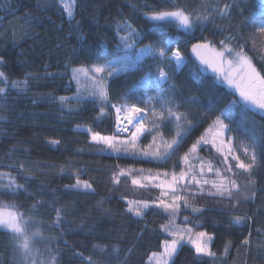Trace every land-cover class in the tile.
Here are the masks:
<instances>
[{
    "label": "trees",
    "instance_id": "16d2710c",
    "mask_svg": "<svg viewBox=\"0 0 264 264\" xmlns=\"http://www.w3.org/2000/svg\"><path fill=\"white\" fill-rule=\"evenodd\" d=\"M210 2L217 5V0ZM173 3L192 10L200 8L201 0H74L71 19L58 0H0V72L8 78L7 85L0 82V87H6V95L0 96V172L10 173L26 188L16 193L0 188V209L14 205L5 210L22 212L25 218H31L26 226L29 235L40 230L41 237L32 244L33 251L38 250L37 260L55 256L56 264H84L75 255L82 253L98 264H150L151 253L162 251V242L171 239L160 229L168 216L155 206L145 210L143 217L134 216L126 210L127 200L151 202L159 198L161 190L154 185L147 189L134 187L131 177H122L119 184H113L112 173L118 167L178 173L183 167L179 159L183 152L204 133L225 105L239 98L234 88L195 60L191 54L193 43L206 40L219 48V41L228 36L242 37L232 46L239 50L244 45V52L264 76V41L258 33L260 23L264 22L263 2L219 0L221 8L225 3L233 5L230 13L220 16L209 8V20L195 25L190 33L178 29L175 23L165 24L163 31L154 29L146 13L171 10ZM124 22L131 23L142 35L136 48L171 37L179 41L171 48L179 47L189 57V62L179 70L163 65L175 85L165 95L170 103L180 105L178 111L187 113L193 125L191 134L166 163L101 151L85 129L112 135V118L97 119L100 110L97 103L87 99L77 105L74 99L77 85L71 80L72 68L111 59L106 53L115 49L116 25ZM146 72L138 68L110 80L111 101L117 102ZM25 79L27 87L23 91L12 87L13 80ZM147 85L154 87L156 83L147 81L136 95H143ZM61 96L72 98L69 104L77 110L70 114L63 108L55 99ZM129 102L136 103L135 96ZM210 103L215 105L213 110H209ZM222 118L232 128L226 132L225 140L239 134L249 140L256 138L258 155L264 161V114L243 106L241 101L234 109V120L240 121L246 131L238 130L234 120ZM160 132L166 140L175 134L171 124L161 126ZM151 138L152 134H145L139 146H146ZM53 140L60 143L53 144ZM198 155L222 167V158L210 144L202 145ZM195 163L198 167L199 162ZM20 164L24 165L23 172L17 167ZM62 168L66 174L61 173ZM76 172L80 179L92 184L94 191L65 189V185L75 182ZM24 176L31 179L26 181ZM206 178L211 180L215 176L208 173ZM236 178L242 191H234L231 199L209 195L211 186L206 185L204 193L189 198L201 211L193 213L181 203L176 218L181 224L188 217L190 226L200 225L196 231L212 234L210 247L219 259L197 257L192 246L184 243L170 264H264V163L251 177L241 173ZM249 179L255 184L246 188ZM0 182L6 184L7 180L0 178ZM245 192L249 196L255 192V196L246 201ZM237 201L238 206L233 207ZM56 209H62L58 227L54 226ZM237 216L244 217L240 224L233 222ZM246 238L250 241L248 245L242 243ZM15 245L12 234L0 229V264H23ZM94 245L105 246V253L94 249ZM225 245H229L227 256ZM113 247L118 253H113Z\"/></svg>",
    "mask_w": 264,
    "mask_h": 264
},
{
    "label": "snow or ice",
    "instance_id": "6c2138e0",
    "mask_svg": "<svg viewBox=\"0 0 264 264\" xmlns=\"http://www.w3.org/2000/svg\"><path fill=\"white\" fill-rule=\"evenodd\" d=\"M58 2L67 16L70 19L73 18L74 0H58ZM218 2L219 0H217V5H212L210 0H201L200 8L192 10L173 3L171 10H153L146 13V16L152 22L154 29L163 31L165 24L175 23L178 29L190 33L195 25L204 24L209 20V8L220 16H226L230 13L233 5L225 3L221 8L218 6ZM258 31L264 33V25ZM116 34L117 44L115 49L111 50L110 53H106V55H111V59L89 66L73 67L71 70V80L75 81L77 85V92L74 96L77 105L90 99L100 106L97 119L111 117L114 124L112 135H102L100 132H93L90 128H86L85 131L90 133V140L94 144L101 146V151L111 150L114 153L130 154L134 157H144L166 163L191 134L193 125L188 120L187 113L178 111L180 105L170 103L169 98L166 97L165 93L168 89H165L163 85L169 82L170 76L165 71V67L161 65L168 68L174 66L179 70L189 62V57H186L179 47L171 48L173 43H179L178 40L171 37L167 40L146 44L142 48H136L135 46L142 39V35L131 23H117ZM241 38L239 36H228L219 41V48L206 40L191 45V52L195 54L200 64L211 68L217 75H222L226 83L239 93V98L233 99L225 105L221 109L220 115L215 117L204 133L191 143L187 151L183 152L179 158L183 165L181 170L178 173L174 170L154 173L152 170L143 168L124 169L118 167L112 173L111 180L113 184H119L122 177H131V184L134 187L147 189L149 186L154 185L161 190L159 198L151 202L147 200H127L126 210L134 216L143 217L145 210L152 206L157 207L168 216V221L160 225V229L167 233L171 239H165L162 242V251L151 253L149 256L150 264H169L178 248L184 243L192 246L197 257L219 259L210 247V242L213 240L212 234L206 231H196V227L200 225L197 223L190 226L188 217H184L181 224L176 222L181 203L185 208H191L193 213H199L201 209L190 203L189 198L195 197L198 193H204L206 185L211 186L208 191L209 195L231 199L234 191H242L236 177L241 173L251 177L253 171L264 163L258 155V140L256 138H252L249 144L241 143L238 147L233 145L231 137L227 140L224 139L225 133L232 131V128L224 122L222 117L234 120V109L241 104V101L243 106H251L264 112V76L260 75L252 64L251 58L244 52V45H240L239 50L232 46L235 40ZM146 58L156 63L155 78L158 83L156 94L148 95L146 90L143 95H136L138 88L142 84H146L153 75L151 65H149V71L145 73L141 80L118 97L117 102H112L109 97L110 80L141 68L142 62ZM0 82L5 85L8 83V78L4 72H0ZM11 84L13 88L23 91L27 87V79L24 81L13 80ZM171 87H175V85H171ZM3 95H6V87H0V96ZM133 96H135L136 103L129 102ZM55 99L63 108H67L70 114L77 110L69 104V100L72 98L61 96ZM154 102H158L159 110L157 103ZM140 104L143 107H140ZM214 107L215 105L210 103L209 110H213ZM109 108L112 109V112L108 111ZM149 116V124H146L145 120L149 119ZM242 119H246V117H242ZM234 122L238 130L246 131L240 121L234 120ZM253 123L255 122L253 121ZM168 124H171L175 130L171 140H166L160 132L161 126H167ZM129 126L133 130H130ZM124 133L128 135L122 138ZM145 134H152L151 141L146 146L140 147L139 141ZM51 143L59 144L60 141L53 140ZM209 144L222 158V167H217L212 160H207L198 155L201 146ZM238 149L247 162L237 154ZM195 161L199 162L198 167ZM13 166L15 165H9V167ZM17 167L23 172V164ZM61 173L66 174L63 168ZM208 173H213L215 179H207ZM74 175L75 182L65 185V189L84 192L94 191L88 180L80 179L79 172L74 173ZM0 178L7 180L6 184L0 182V188L10 190L12 193H16L18 190L26 191L25 185L18 184L16 178L10 173L0 172ZM24 179L27 181L31 177L24 176ZM254 184L255 181L249 179L245 187L248 188ZM192 189H195V191ZM254 196L255 192H252L251 196L245 192L244 199L247 201ZM125 199L127 198L125 197ZM238 203L237 201L232 206L237 207ZM11 207L15 206H5V208L0 209V229L7 230L12 234L16 241L15 246L22 256L23 264H28L29 261H31V264H56L55 256H51L46 261L37 260L38 250L34 252L32 244L36 238L41 237V232L37 229L29 235L26 226L31 218H25L22 212L5 210ZM32 207L35 208L36 205ZM61 212L62 209H56L54 222L56 227L59 226L62 220ZM243 220L244 217L237 216L233 222L240 224ZM242 243L248 245L250 241L246 238ZM94 249H98L100 253L106 251L105 246L102 245H94ZM228 252L229 245H225L224 256H227ZM113 253H118V249L113 247ZM75 255L80 256L84 264H98V262L93 261L91 256L84 257L82 253H76Z\"/></svg>",
    "mask_w": 264,
    "mask_h": 264
},
{
    "label": "rangeland",
    "instance_id": "374dc122",
    "mask_svg": "<svg viewBox=\"0 0 264 264\" xmlns=\"http://www.w3.org/2000/svg\"><path fill=\"white\" fill-rule=\"evenodd\" d=\"M260 1L264 3V0H260ZM262 25H264V22L260 23L258 29H259ZM258 33H259V35H261V38H262L263 41H264V33H260L259 31H258ZM121 34H123V33H121ZM135 47H136V46H135ZM216 48H217V47H216ZM229 58H231V57H229ZM149 65H151V70H152L153 75L149 78L148 82H149V83H151V82L156 83V85H155L154 87H152V86H148V85H147L146 90H147V94H148V95H155V94H156V88L158 87V83H157V80H156V78H155L156 63H155L154 61H152L151 59L146 58V59L142 62V67H141V68H142V69H146V71L148 72V71H149V67H148ZM161 66L163 67V65H161ZM165 71H167V70L165 69ZM169 76H170V74H169ZM219 80H220L222 83L228 85V84L226 83V81L223 79L222 76L219 77ZM171 83H172V82H171V76H170V80H169V82L163 85V87H164L165 89H168V92H169V90L172 91L173 88H174V87H171V85H173V84H171ZM146 90H144V92H145ZM144 92H143V94H144ZM154 103H157V108H158V110H159L158 102H154ZM142 107H143V105H142ZM256 110H257V111H260V110H258V109H256ZM260 112H261V111H260ZM262 113L264 114V112H262ZM149 120H150V116H149V119H146V120H145V123H146V124H149ZM132 130H133V129H132ZM127 135H128V134H127ZM225 135H226V133H225ZM224 139H225V137H224ZM250 141H251V140H249L247 137H245V136L242 135V134H239L238 136L232 138L233 145H234V146H237V147H238L241 143L249 144ZM237 154L241 156V159H245V162H247L246 158H245V157L243 156V154L239 151V149H238V151H237ZM210 243H211V242H210ZM174 256H175V255H174ZM174 256H173V258H174ZM173 258H172V260L169 262V264L173 261Z\"/></svg>",
    "mask_w": 264,
    "mask_h": 264
},
{
    "label": "water",
    "instance_id": "95a60500",
    "mask_svg": "<svg viewBox=\"0 0 264 264\" xmlns=\"http://www.w3.org/2000/svg\"><path fill=\"white\" fill-rule=\"evenodd\" d=\"M197 42H200V41H197ZM197 42H195V43H197ZM191 54H192V56L195 58V60H197V62H199V60L195 57V54L194 53H192L191 52ZM200 63V62H199ZM204 68H206L207 70H209L211 73H213L214 75H216L217 77H221L222 75H217L216 73H214L213 72V70L211 69V68H209V67H207L206 65H203V64H201Z\"/></svg>",
    "mask_w": 264,
    "mask_h": 264
},
{
    "label": "built area",
    "instance_id": "2783aa9c",
    "mask_svg": "<svg viewBox=\"0 0 264 264\" xmlns=\"http://www.w3.org/2000/svg\"><path fill=\"white\" fill-rule=\"evenodd\" d=\"M130 130H131V127H130ZM124 134H127V133H124Z\"/></svg>",
    "mask_w": 264,
    "mask_h": 264
},
{
    "label": "bare ground",
    "instance_id": "6f19581e",
    "mask_svg": "<svg viewBox=\"0 0 264 264\" xmlns=\"http://www.w3.org/2000/svg\"><path fill=\"white\" fill-rule=\"evenodd\" d=\"M131 126H129V128H130Z\"/></svg>",
    "mask_w": 264,
    "mask_h": 264
}]
</instances>
